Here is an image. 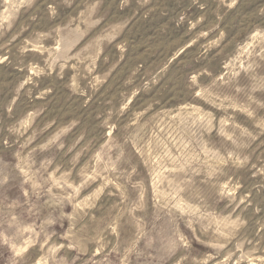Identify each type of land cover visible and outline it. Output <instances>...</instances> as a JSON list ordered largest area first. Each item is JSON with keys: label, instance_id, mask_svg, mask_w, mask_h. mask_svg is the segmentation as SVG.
I'll return each instance as SVG.
<instances>
[{"label": "rangeland", "instance_id": "obj_1", "mask_svg": "<svg viewBox=\"0 0 264 264\" xmlns=\"http://www.w3.org/2000/svg\"><path fill=\"white\" fill-rule=\"evenodd\" d=\"M0 264H264V0H0Z\"/></svg>", "mask_w": 264, "mask_h": 264}]
</instances>
